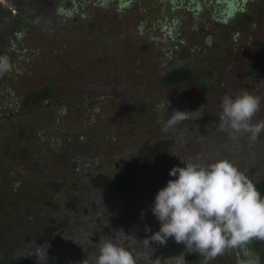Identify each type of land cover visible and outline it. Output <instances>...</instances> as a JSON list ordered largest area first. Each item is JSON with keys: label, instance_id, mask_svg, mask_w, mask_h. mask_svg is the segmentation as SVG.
I'll use <instances>...</instances> for the list:
<instances>
[{"label": "rangeland", "instance_id": "rangeland-1", "mask_svg": "<svg viewBox=\"0 0 264 264\" xmlns=\"http://www.w3.org/2000/svg\"><path fill=\"white\" fill-rule=\"evenodd\" d=\"M37 1L43 8H48L50 0ZM91 1L95 2L89 0V4ZM180 1L145 0L133 4V7L129 5L122 9L119 18H114L109 10H101L99 3H94L87 12V17H76L74 23L61 22L57 19L60 16H56L50 24L42 23L43 20H38L36 15L39 12L34 13L32 19L37 20V25H42L40 29H35L27 40L31 48H42L46 53H42L43 56L39 58H33L27 67L24 63L19 64L18 68L25 66L23 73L11 71L4 79H0V147L6 151L0 153V208L4 204L7 210L1 213L0 224L19 222L18 234H24L25 220L18 217L11 203L15 208L27 203L24 200L29 197L26 192L28 188H38L29 199L28 214L31 216L45 210L48 201L62 200L63 190L57 195L53 194L49 187L51 183L63 185L68 182L70 196L80 197L78 187L82 185L81 177L79 172L73 169L75 163L67 161V156H49V139H61L62 142L58 143L60 148H64L71 137L78 139V135H84L85 138L79 140L83 143V154L94 150L93 155L101 157L105 162L104 166L109 170L113 169L111 164L120 163V157H136L145 143L153 144L157 140H165L169 144L168 152H165L164 157H158L156 164L150 163V168L132 176L134 193L123 196L120 202L117 200L119 196L114 193L110 199L102 198V204L99 206L96 199L94 204L87 197V202L83 195L80 197L81 209H90V215L95 216V221L100 216L110 222L114 220L116 225L110 224L122 237L129 232L128 240L123 241L120 237V244L138 257L137 264H175V259L164 260L150 256L147 252L153 251V244L147 245L146 239H143L139 231L142 226H148L146 221L153 217L151 207L158 191L165 187L170 179H176L169 175V171L174 166L184 167L180 159L205 164L228 159L240 171L245 168V174L254 185L258 180H264V132L259 135L255 146H250L247 142L248 133H240L233 138L229 132L207 128L209 115L203 117L205 123L202 126L186 121L187 124L182 123L175 130L162 131L163 122L170 118L174 110L193 112L195 106L200 105L208 107L210 111L214 110L217 104L222 102L224 95L235 92L238 87L247 88L241 91L247 90L262 96L261 110L253 121L256 123L264 120V86L259 87L257 81L254 85L246 84L243 80L247 76L248 62L253 58L252 45L260 43L258 45L264 46V0H261L260 9L256 8L257 10L251 12L250 21L246 19L245 13L239 17L232 16H235L234 9L241 0ZM228 2H231L234 8L229 10ZM26 4L25 7L32 6L29 2ZM197 4L201 8L196 9ZM70 5L67 3L66 6ZM21 8H24L23 2L19 3V9L15 11L19 13ZM131 8L135 10L132 12ZM1 9L0 16L8 14L11 19L7 24H2V18L0 19V52H3L10 44L3 42L2 34L8 36L9 40L14 38V27L22 26L20 21L15 20L17 13L12 16L11 9L7 10L8 13ZM250 22L254 24L252 29ZM231 23L230 26L238 28L241 32L236 40L233 39V34L228 32ZM46 27L49 32L43 30ZM26 37H20L17 42L25 41ZM246 43V49L249 51H240L237 45ZM22 55V52L16 53V56ZM15 62L12 58L10 64ZM178 65L195 69L199 66L205 74L215 73L216 79L224 76L225 92H222L220 87L215 89L214 86L210 87L211 95L207 92H193L195 84L184 83L166 91V95H160L155 85V81L159 80L160 71ZM196 73H193V76H196ZM133 77L140 78L143 84L125 87L123 83L127 79L131 81ZM50 82L54 88L53 101L58 103L50 104V108L41 105L28 111L20 104L24 109L19 116L17 109L20 107L15 105L12 97L9 101L5 100L7 88L16 89V93H20L24 98L33 92L32 90L47 86ZM99 83L103 85L95 90V103H92L88 101L91 93L88 92L90 87L87 85ZM105 85L110 88L107 90ZM17 94L15 101L18 102ZM168 101L166 110L158 109L156 113L153 112L158 106L167 105ZM2 102H5V108H2ZM94 106H99L100 115L92 110ZM11 113L15 115L8 117ZM56 123L63 124L61 132L51 127ZM18 131L22 132L21 136L19 133L17 135ZM55 134L57 136H54ZM35 168L38 177L33 175ZM43 168L44 172L41 170ZM15 183L16 192L9 195L7 192ZM2 195L9 197L2 199ZM7 206L11 208L7 209ZM74 222L80 225L77 223L78 219ZM154 228L159 230L158 225ZM93 230H88L86 237ZM110 234L109 238L113 239L111 232ZM107 236L109 235L95 233L98 241L87 242L84 251L80 249L84 247L77 243L75 248L78 249L55 247L56 251L49 253L53 254L52 256L59 254L64 258L75 256L77 263L80 261L79 264H83V261L92 264L95 255H98L96 245ZM116 239L115 242L119 243V239ZM254 240L258 242L259 247L252 246L250 250L248 244L253 245L252 239L241 246V249L238 247L226 250L225 256L223 254L220 259L215 258L208 264H236V257L242 264H258L260 261L262 263L264 255L262 260L257 257L260 255L256 251L258 248L259 251L263 250L264 240ZM246 250L251 251L250 259L246 258V253L243 254ZM189 251L186 249L181 254L184 255L186 264H205L199 253ZM60 261L57 260L58 263ZM33 263L42 264L41 261Z\"/></svg>", "mask_w": 264, "mask_h": 264}, {"label": "trees", "instance_id": "trees-1", "mask_svg": "<svg viewBox=\"0 0 264 264\" xmlns=\"http://www.w3.org/2000/svg\"><path fill=\"white\" fill-rule=\"evenodd\" d=\"M89 0H50L48 8L42 7V4L38 2L37 0H29L27 2L31 3V11L27 12L26 8H21L19 13L16 15L17 22L20 21V28L14 27L15 32H12L14 38H8L3 39V42H6L9 47L7 46L3 52H0V56L6 57L9 62L12 58L16 60L15 63L11 64V70L3 73L0 75V79H4L5 75L8 76V74L11 73V71L15 72L17 71L18 74H21V72H24V67L18 68L19 64L24 63L27 65L33 60V58L41 57L43 56L42 53H46V51L42 48L33 49L30 47L27 38L33 35V32L35 29H40L42 24L37 25L35 21L32 18L34 17V13L39 12L36 14L38 16V20H43V22H46L48 24L51 23L52 20L57 17V19L61 22H68V23H74L76 20V17H87V12L91 9L93 4L99 3L102 7L101 10H109L108 12L111 13L114 18L121 17V10L125 9V7H133V4L141 3L145 0H95V2H92L89 4ZM100 1V2H98ZM155 1V0H154ZM177 1V0H176ZM192 1V0H191ZM259 1V2H258ZM17 1H14V4ZM179 2H181L179 0ZM68 4H71L69 7L66 6ZM116 4V5H114ZM264 6V3H263ZM228 9L234 8L233 4L231 2L227 3ZM261 6V0H241V3L235 7L234 11H236L235 16L233 17H239L243 13L246 14V19L248 21L251 20V12L254 10H257L256 8L260 9ZM29 8V7H27ZM195 8H201L198 4L195 5ZM16 9H19V6L16 7ZM4 10V9H1ZM132 12L135 10L133 8L130 9ZM5 13H8V11L4 10ZM140 11V10H139ZM18 12V11H17ZM103 12V11H101ZM12 14V11H10ZM29 13V14H28ZM32 13V15H30ZM106 13V12H104ZM231 14V13H230ZM63 15V16H61ZM76 15V16H73ZM68 16V17H67ZM231 16V17H232ZM73 17V18H71ZM1 19V18H0ZM49 19V20H48ZM2 23L7 24L8 22L2 21ZM228 27V32L230 34H233V39L236 40L237 36L240 35V30L236 27L230 26ZM250 28L252 29V25H254L252 22L249 23ZM48 27V25H47ZM44 28L43 30L49 32V30ZM27 36L25 38V41H19V38L22 36ZM61 36V35H60ZM32 38V37H31ZM1 42V40H0ZM250 44L249 42H247ZM247 43L237 47H239L240 51H249L246 49ZM260 44V43H258ZM256 44H253L251 49L254 50L253 58L248 62V66L246 67L248 72L247 76L244 77V81L246 84H252L254 85L257 81L259 87L264 86V46H260ZM251 45V44H250ZM146 48V46H142ZM44 50V51H43ZM234 50L237 51L236 48ZM17 52H22L24 55L16 56ZM197 69V73H196ZM188 67L187 65L183 66H170L163 68L160 71L159 80L157 79L155 81L156 89L159 91L160 95H166V91L171 90L174 86L182 85L184 83H194L195 86L192 88L193 92L198 91L201 93L207 92L208 95L210 93V87L214 86L215 89H218V87L222 88V92H225V88L223 87V84L225 83V77L221 76L220 78H215L214 74H205L203 70L198 66ZM193 73H196V76H193ZM133 77L131 81H127L130 79H127L123 84H125V87L132 85H141L142 80L140 78L134 79ZM251 78V79H248ZM127 83V84H126ZM143 84V83H142ZM102 83L96 84H89V90L88 92L90 94V98L88 101L95 103V92L98 90V87H102ZM95 86L97 88H95ZM106 86V85H105ZM107 87V86H106ZM110 87H107V90ZM241 89H247L245 87H238L235 92H228V95L235 98L236 95L241 92ZM53 85L50 82L47 86L39 87L36 90H32L33 92L28 93L24 98L20 93H16V89H6L7 96L6 101H9L10 97L13 100L15 105L19 106L20 104H23V106L28 109V111L35 110V108H39V106H49L50 104L56 103L53 101ZM96 90V91H95ZM106 90V91H107ZM115 90V89H114ZM116 92L118 89L115 90ZM15 94H17L18 102L15 101L16 97ZM259 96V95H257ZM260 97V96H259ZM262 97V96H261ZM5 98V96H4ZM263 100V98H262ZM87 101V102H88ZM89 102V104H90ZM264 103V102H263ZM163 104V103H162ZM63 107H65L63 104H61ZM87 105V103H86ZM97 105V104H96ZM221 103L217 104V107L214 110H209L208 107H204L203 105L195 106V111L199 110L198 113L195 115L201 117L195 119V120H189L188 122L192 125H199L202 126L203 123H205V120H203V117L205 115H209V126L207 128H210L212 131L220 130V112L222 111L220 107ZM6 106L5 102H2V108ZM20 107V106H19ZM5 108V107H4ZM48 108V109H49ZM24 108H18L17 109V115H21V111ZM95 113L100 115V108L99 106H94L92 109ZM158 108H156L153 112L156 113ZM27 111V110H25ZM39 111V109H38ZM15 114L11 113V115H8V117H13ZM61 115H63L61 113ZM90 121V120H89ZM91 122V121H90ZM134 122V120L132 121ZM187 124L186 122H184ZM254 123V121H253ZM63 124L56 123L53 127L54 130L62 131L61 127ZM214 125V126H213ZM65 126V125H64ZM50 127V128H51ZM21 136L22 132H17V135ZM54 136H57L55 134ZM67 136V135H66ZM65 136V138H66ZM39 138H41L38 135ZM248 137V144L250 146H255V142L251 141ZM78 139L70 138V141H68V145H66L64 148H60L58 142H62L61 139H49L48 147L51 149L48 153L49 156H52V154H58L63 156H67V161L75 163L73 165V169L77 170L80 175V182L82 185H80L79 191L81 193L80 197L82 195L85 197L86 202L90 200V202L95 204V199L98 200V206L102 204V198H105L107 200L110 199L111 196L114 194H117L119 197H117V200L120 202L123 198V196H128L130 194L134 193V180L132 176L134 177L135 174H137L139 171L146 170L150 168L151 164H156L158 157H164L165 152H168L169 144L165 140H157L153 144H144L142 146V149L139 151L138 155H128L126 157H120L118 161L120 163H113L111 166H113V169L109 170V168H106L105 162H103L101 157L94 156V150L90 153H84L81 150V147L83 145L81 140L85 138L84 135H78ZM80 140V141H79ZM67 141V140H66ZM6 152L2 147H0V153ZM93 155V156H92ZM64 158V157H63ZM38 160H36L37 162ZM76 161V162H75ZM79 167L81 169H79ZM95 169V170H94ZM247 169V168H246ZM44 172V168L41 169ZM245 168H243L244 171ZM92 171V172H90ZM161 171V170H160ZM34 177H38V171L35 168L33 171ZM43 177V176H42ZM75 184V183H74ZM68 182L63 185H56V183L50 184V190L53 192V194L57 195L62 192H64V196L62 200L57 201L53 199L54 202L48 201L46 205L48 206L45 208V210L40 211L37 213L36 216H31V214H28L30 205H29V199L31 196H33L36 188L34 186L33 189L28 188L26 192L29 194V197L25 199L24 201L27 203H22L23 205H19L17 208L11 203L12 209L17 212V215L19 218L25 220V229L24 234L19 235L18 229H19V222H9L8 225H2L0 224V264H34L33 261H41L42 264H61V262H57V259L55 260L53 254L49 253L51 251H56V248H62L67 247L70 249H74L77 247V243H80L81 246L88 245L87 242H95L98 241L95 237V233H103L105 235H109L107 237H111L110 232L112 233L113 239L117 241L116 238L119 239L120 237L123 241L128 240V237H122L119 235V231H115L114 228L110 223H115L114 220L111 222L107 220V218L103 219L101 216L95 221V216L90 215V209L84 208L81 209L80 207V197L77 198L71 197L68 191ZM256 188L259 192L264 194V180L259 181L256 185ZM15 186L12 187L10 191L7 193L9 195H12V192H16ZM75 189L76 185L74 186ZM40 192V189H39ZM83 192H86L88 194H84ZM8 195H2V199H5ZM9 197V196H8ZM7 197V198H8ZM89 199H87V198ZM2 201V200H0ZM144 201V200H143ZM20 203V202H19ZM147 203V202H146ZM150 202H148L149 204ZM18 204V202H17ZM28 204V205H27ZM147 204V206H148ZM24 205H26L24 207ZM117 205V204H116ZM115 205V206H116ZM11 206H7V209H10ZM49 209V210H48ZM7 211L5 208V205L2 204V207L0 208V215L2 217V212ZM15 214V216H17ZM78 219L77 223L75 224L74 220ZM154 219L151 218L150 221H153ZM95 222V223H94ZM98 222V224H97ZM148 222V221H147ZM97 224V225H95ZM147 225V224H146ZM96 227V228H95ZM90 229H94L92 232H90L89 236L86 237L85 234H87V231ZM102 230V231H101ZM111 230V231H110ZM82 233L80 236L79 233ZM140 232V231H139ZM114 234V235H113ZM144 237V236H143ZM106 239V237H105ZM102 240V239H101ZM85 243V244H84ZM181 244L172 245V247H166L162 250L160 253L163 258L167 257H178L180 256V246ZM54 247V248H53ZM177 247V248H176ZM59 248V249H60ZM50 249V250H49ZM78 249V248H75ZM84 251V248H80ZM154 257V256H153Z\"/></svg>", "mask_w": 264, "mask_h": 264}, {"label": "clouds", "instance_id": "clouds-1", "mask_svg": "<svg viewBox=\"0 0 264 264\" xmlns=\"http://www.w3.org/2000/svg\"><path fill=\"white\" fill-rule=\"evenodd\" d=\"M10 70L9 60L0 56V75ZM168 105L169 101L158 109L166 110ZM220 107L221 131L233 138L248 133L251 141H258L264 120L253 123V119L261 110V97L242 90L235 98L224 95ZM198 112L174 110L163 122L162 131L201 117L195 115ZM180 160L184 167L174 166L169 171L176 179L158 191L151 207L160 222L151 240L166 244L174 238L189 252L199 253L205 264L254 238L264 240V195L244 172L228 159L208 164ZM146 230L150 228L146 226ZM96 248L94 264H137L138 257L115 239L107 237ZM174 259L175 264H186L184 255Z\"/></svg>", "mask_w": 264, "mask_h": 264}, {"label": "flooded vegetation", "instance_id": "flooded-vegetation-1", "mask_svg": "<svg viewBox=\"0 0 264 264\" xmlns=\"http://www.w3.org/2000/svg\"><path fill=\"white\" fill-rule=\"evenodd\" d=\"M14 1L15 0H0V8H2V9H5L6 11L7 10H9V9H11L12 10V16H13V14H16L17 13V11H15L16 10V7L17 6H19V3L20 2H23V4H24V8H26V9H28L27 7H25V6H27V1H29V0H25L26 1V3H25V1L24 0H16L17 2V4H14ZM5 8H4V7ZM10 10V11H11ZM29 11H31V7H29ZM17 14H20V13H17ZM0 18H2V21H7L8 23L9 22H11V19H10V15H8V14H6V16H0ZM16 18V17H15ZM15 20H17V18L15 19ZM1 24V23H0ZM2 24H4V23H2ZM16 30H15V28H14V31L13 32H15ZM2 37H4V39H6L8 36H4L3 34H2ZM259 181H262V179H260V180H258V182ZM257 182V183H258ZM256 183V184H257ZM261 193V192H260ZM151 218L153 219L154 218V220L153 221H150L149 222V220H151ZM151 218H149V220H148V222L146 221V223H147V227L148 228H150V231H147L146 230V226H144V228H143V226L140 228V232H141V234H142V237H143V239L145 238L146 240V244L147 245H152L153 244V251L151 250V252L150 251H148L147 253L150 255V256H154L156 259H159V258H163V256L160 254L161 252H162V250L163 249H165L166 247H172V245H177V243L175 242V240H174V238H169L168 240H167V242H166V244H160L159 242H156V241H153V240H151V237H152V235L154 234V233H156L157 231H159V230H155V226L156 225H158L159 226V228H160V222L157 220V218L153 215V217L151 216ZM114 224V223H113ZM114 225H116V223L114 224ZM137 230H139V229H137ZM130 234H129V232H128V234L126 235L127 237L129 236ZM252 241V240H251ZM253 245L252 244H248L249 245V248H250V250H251V248H252V246H255V247H259L258 246V242L257 241H255L254 239H253ZM181 246V248H180V254H182L187 248L184 246V245H180ZM262 246V244L260 245V247ZM84 247V246H83ZM177 248V247H176ZM242 247H240V249H241ZM262 249L263 250H260L259 251V248L257 249V254H259L260 256H257V257H260V258H262V256L264 255V248L262 247ZM84 250H85V247H84ZM83 251V250H82ZM147 253H145V254H147ZM246 253V254H245ZM243 254H245L246 255V258H248V259H250L251 257H250V254H251V251L250 252H248L247 250L245 251V252H243ZM226 254L224 253V256H225ZM159 256H161V257H159ZM181 256V255H180ZM220 257H222V255H220V256H218L216 259L218 260V259H220ZM236 257V256H235ZM54 259L56 260H61L60 262H61V264H79L80 263V261H79V263H77L78 262V260H76V257L75 256H72V257H68V258H64L62 255H59V254H56L55 255V257H54ZM165 259H174V257H167V258H164V260ZM262 260H263V258H262ZM258 261H259V259H258ZM235 262H236V264H242L241 263V261H240V259H238L237 257L235 258ZM261 262V261H260ZM258 263V264H264V261H262V263ZM83 264H89L88 262H85V261H83ZM92 264H94V262H92Z\"/></svg>", "mask_w": 264, "mask_h": 264}]
</instances>
